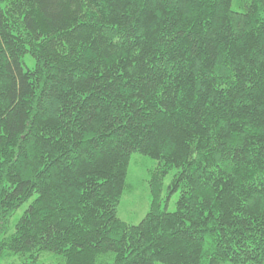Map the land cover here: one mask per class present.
<instances>
[{"label": "trees", "instance_id": "1", "mask_svg": "<svg viewBox=\"0 0 264 264\" xmlns=\"http://www.w3.org/2000/svg\"><path fill=\"white\" fill-rule=\"evenodd\" d=\"M132 152L156 161L137 223ZM45 252L264 264V0H0V264Z\"/></svg>", "mask_w": 264, "mask_h": 264}, {"label": "rangeland", "instance_id": "2", "mask_svg": "<svg viewBox=\"0 0 264 264\" xmlns=\"http://www.w3.org/2000/svg\"><path fill=\"white\" fill-rule=\"evenodd\" d=\"M23 61L27 67H32L34 65V59L31 58L29 54L24 56ZM155 166L156 161L154 159L144 156L138 152L131 153L126 179V187L117 206L118 215L123 220L129 223H137L149 210L152 199L149 180ZM174 173V169L170 170L163 179L161 209L168 211H173L175 209V202L179 194L178 192L167 194V186L170 183ZM26 206L27 203H24L11 217L9 221L8 233L13 230L15 221L22 214ZM13 258L16 259V261L18 260L16 256ZM40 259L43 264H55L57 262V257L46 252L41 254ZM221 264L231 263L222 262Z\"/></svg>", "mask_w": 264, "mask_h": 264}]
</instances>
